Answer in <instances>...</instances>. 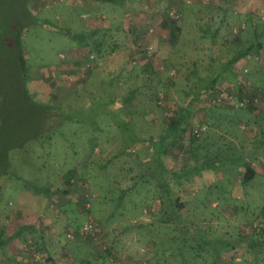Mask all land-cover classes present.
<instances>
[{
  "label": "rangeland",
  "instance_id": "374dc122",
  "mask_svg": "<svg viewBox=\"0 0 264 264\" xmlns=\"http://www.w3.org/2000/svg\"><path fill=\"white\" fill-rule=\"evenodd\" d=\"M3 1V22L9 23L12 32L13 28H24L20 51L9 48L3 53H10L15 64L20 53L30 72L24 83L29 98L37 105L49 106V113L61 116L43 125L32 119L15 137L19 148L9 154L13 177L0 179V239L11 237L18 228H30L25 230L23 239L0 247V264L177 263L169 252L174 247L166 251L168 244L160 242V238H170L172 232L169 230L163 236L155 224L161 211L157 194L162 193L158 180L163 172L180 178L176 197L184 204L192 223L211 231L213 236L240 241L239 247L224 255L225 264L233 259L235 263L264 264L262 245L255 250L259 254L257 261L245 247V242L257 243L264 238V174L243 187L237 176L244 171L242 161L250 155L253 158L254 152L264 159V142L261 147L253 146L257 139L255 122L264 125V114L254 116L257 111H264L263 101L246 112L227 101L213 103L191 97L193 128L204 127L195 136L193 144L198 150L193 155L186 151L177 160H158L152 147L142 143L165 136V123L190 100L185 97L187 92L194 91L202 79L214 76L218 70L216 88L232 95L233 101H238L239 91L242 97L253 93L257 100H264V48L253 49L230 72L221 69L227 58H233L240 47L246 48L255 42L256 34L264 32V18H234L232 25L236 27L232 31L237 32L226 36L222 30L213 56L209 35L203 34L202 38L194 24L174 37L169 30L159 29L158 23L171 21L167 17L171 12H179L182 23L187 9L185 5H176L180 13L169 9L168 0H161L160 5L149 9H157L166 20L157 14L155 19L150 17L145 22L144 37L136 43L134 58L130 59L125 49L118 53V62L112 69L119 73V78L112 87L105 82L110 78L106 75L109 68L95 70L91 60V65H86L87 70L90 68V80L86 79L83 86H69L70 82L61 74L68 68L62 63L69 61L68 50L74 46L68 33L81 31V16L84 10L92 11L89 6L68 4V0ZM122 1L115 0L118 8ZM258 1L262 3L236 1L232 9L249 15L254 8L264 15V0ZM123 2L122 6L128 4ZM216 4L217 1L206 8L203 4L201 8L206 15H212L207 19L205 16L203 24L213 30L222 21L213 17L218 13L222 16ZM252 20L258 28L252 26ZM150 27L154 29L152 34L148 33ZM6 38L10 36L4 31L0 39ZM120 42L126 47L129 41ZM147 45L154 47L156 53L149 70L141 73L135 68L141 62L136 57L139 54V59L147 61L140 49ZM160 45L166 49L162 50ZM185 163L186 170H180ZM194 163L210 169L194 171ZM70 174L74 178L68 185L66 179ZM14 175L21 179L16 180ZM38 187L46 189L51 197L35 194ZM87 193L97 199L91 203V216L93 224L100 226H96L98 242L80 235L88 217L82 207L89 204L85 202ZM149 207L155 212H149Z\"/></svg>",
  "mask_w": 264,
  "mask_h": 264
},
{
  "label": "trees",
  "instance_id": "16d2710c",
  "mask_svg": "<svg viewBox=\"0 0 264 264\" xmlns=\"http://www.w3.org/2000/svg\"><path fill=\"white\" fill-rule=\"evenodd\" d=\"M3 4L4 1L0 0V36L3 35L4 31H6L8 32L10 38H6L5 41L0 39V179L7 176L13 177L10 169L11 161L13 160L9 154L12 152V150L19 148V140L16 141L15 137L16 135L20 134V131L26 129V127L29 125L28 122L31 123V120L35 119V123L37 125H43L44 122H51L54 118H60L61 116V113L60 115L58 113H49V106L43 105L41 103L37 105L29 98L28 93L25 91L24 83L26 80H28L30 72L25 68L24 60L20 53L18 52L19 62L15 61L17 62L16 64L12 63L14 57L10 53H3L9 48L20 51V37L22 31L24 30V28H13L14 31L12 32L9 23L3 22L2 17H5L2 14L1 8ZM177 22H179V20L176 22L172 20L170 21V32L172 37L181 32V29H179V27H175L174 25ZM232 29L233 28L231 27L227 31L225 30V35L230 36ZM207 30V33H204L205 31L202 30L201 36L204 38L203 34L209 35L211 48H213L215 51L213 56H216V44L218 41L217 37L222 32V28L219 26L213 30L208 26ZM233 36H235L233 38L237 37L236 35ZM258 37L260 38L259 41L257 40ZM254 40L255 42L249 44L246 48L240 47L239 51L234 55L233 58H227L224 65H222L223 68L221 69L230 72L231 67L238 64L240 60L246 58L253 49L260 50L263 48L264 32L259 35L256 34ZM236 43L238 44V41ZM140 49L142 50L143 56L145 57L144 48ZM151 59L152 58H147L149 66L152 61ZM16 68L19 70H16ZM216 72L217 73H215L214 76L207 77V79H202V82L195 87L194 91L187 92L185 97L186 99L189 98L190 100L186 102L184 109L180 110L176 116L168 120L169 128H167L166 135L160 137V139L158 137L159 141L151 139L153 140L152 142L150 140L152 142V152L156 153L158 160L163 158L177 160L181 154H184L186 151H190L191 155H193L195 153L194 151L198 150V147L193 144L195 136L198 134V129L196 128L197 131H195V128H193L190 101L192 100L191 97L205 98L211 93H218L220 91V89L216 88V82L219 78L220 71L218 70ZM241 94V91H239L240 96L238 100L245 98L249 101V103L245 106L246 108L242 107L243 109L247 111L248 109L255 106L254 100L257 98L255 94H245L244 96L246 97H242ZM262 96H264V89L262 91ZM37 134L34 135V138L36 139ZM151 156L152 154L150 157ZM242 162H244V171H239L237 174L240 179L241 187L249 183L254 178V171L250 165L247 164L245 160ZM159 163L162 164L161 161ZM194 164L195 165L193 169L197 172L210 169V167L202 168L200 165L196 163ZM186 168L187 165L185 163L181 164L179 169L183 171L186 170ZM190 172L191 171H188V173ZM150 176L152 177V175ZM14 177L16 180L21 179L16 175H14ZM73 178L74 177L72 174L68 175L66 183L69 185ZM178 180H180V178H174L170 173L167 172H163L161 174V180H158V186L162 192L160 193L159 191L157 194L159 195L161 211L158 212V216L155 218V224L157 227H159V229H161L163 236L167 235L169 230L172 232L170 238H160V242L163 241L168 244L166 251H168L171 247H174V249L169 250V252H171V257L174 256L177 258V263L175 264H225L224 255L228 254L229 251L235 250L237 247H239V245H241L240 241H233L213 236L211 235V231L202 230L196 226V224L192 223L189 219V215L184 204L179 202V199L176 197L175 191L176 187L179 185ZM34 193L38 195H49L48 197H51L46 189L39 187L34 189ZM204 198L206 197L204 196ZM94 200L97 199L95 197L89 199V208L82 206L84 209L83 211L87 212L88 214L87 220L90 219L91 221L93 220V217L91 216L93 211L91 203ZM203 201L204 200L202 199V202ZM148 211L152 213L155 212L150 207L148 208ZM152 216L156 215L152 214ZM96 226L99 225L96 224ZM28 228L30 227L18 228L11 237L2 240L0 239V247H4L14 239H23L25 236V230ZM245 243L246 252L254 255L257 261L259 254L255 250L259 245H262L264 249V238H262L257 243L256 241H249ZM107 253L109 254V252ZM2 256H5V253H3ZM233 260H231V263L229 264H242V262L235 263Z\"/></svg>",
  "mask_w": 264,
  "mask_h": 264
},
{
  "label": "crops",
  "instance_id": "0c3cea01",
  "mask_svg": "<svg viewBox=\"0 0 264 264\" xmlns=\"http://www.w3.org/2000/svg\"><path fill=\"white\" fill-rule=\"evenodd\" d=\"M121 1V0H120ZM123 1H127L128 4L126 6H122L124 3ZM121 3V7L118 8L116 5L115 0H68L69 3H80L82 5L89 6V9L92 11H86L84 10V14L81 16V31L68 34L70 35L71 39L74 40V46L70 47L68 50L67 56L69 57V61H64V65H66L68 68L62 70L61 74L65 77V79L70 82L67 85L70 86V84H76L77 85H85L87 83V74L89 73V69L87 70L86 65L89 64V60L92 61L94 66L96 67L95 70H99L101 68L108 67L109 72L106 75H109V79H105L106 84L110 87H112L114 81L119 78V73L115 74L113 71V67L118 62L117 55L120 53V51H123L124 49L128 52V55H130V59L134 58L136 56V43L137 41L141 40L144 37V27L143 25L145 22H149L150 17H154L155 15L157 17V9L151 8L152 5H160L161 0H123ZM163 1V0H162ZM167 1V0H165ZM186 1V2H185ZM217 1L218 7L217 9L221 11L222 16L218 14H214L213 17H219L222 19L219 26L222 28L223 31H227L233 26V19L234 18H244L249 16V18L252 17H260L261 19L264 18V15L260 13H257V9L254 10L253 13L249 11V15L246 13L236 12L234 11L235 8L232 9L233 3L243 1L245 0H168L170 4L169 9H176V5L178 7L186 6V13L182 14V23H176L174 24L175 27H179L181 29L180 33L186 32L190 29V26L194 24V28H196L197 32L199 33L205 31V33L208 32L207 24H203V18L205 19L212 18V15L205 14L201 11V8H203V4L206 7H209V5H214V2ZM248 2H252V0H247ZM185 2V3H184ZM254 2H261L258 0H254ZM137 3H139V6H135ZM221 3V4H220ZM240 4V3H238ZM259 4V3H258ZM242 5V4H241ZM245 5V4H244ZM164 7L163 5H161ZM258 6V5H257ZM256 6V8H257ZM158 7V6H157ZM93 8L95 10H93ZM244 10V9H243ZM153 12V14L149 13ZM190 12V13H189ZM181 13V11H180ZM189 13V14H188ZM158 16H161L160 14ZM148 17V18H147ZM163 20L165 19V16H161ZM144 18H147V21H143ZM131 21V23L128 24V21ZM188 22V23H187ZM253 22V20H252ZM158 23V22H157ZM164 23V22H163ZM158 23L159 29H165L171 31V23H165L163 24ZM254 23V22H253ZM173 25V24H172ZM218 26V27H219ZM244 26H242V29H244ZM254 28H258L259 25L254 23L252 25ZM187 27L189 29H187ZM228 27V28H227ZM127 28V29H126ZM239 28V27H238ZM126 29V30H125ZM124 32V33H123ZM123 34V35H122ZM171 34V33H170ZM176 34V33H175ZM179 34V33H177ZM122 35V38L119 39V37ZM127 39L129 42L126 44L125 47L120 40ZM164 45H160V48L163 50ZM169 48V47H168ZM264 48V46H263ZM166 49V48H165ZM170 49V48H169ZM262 49V48H261ZM168 50V49H167ZM161 52V51H160ZM136 57L138 61L140 60L135 68L138 70V72L145 73V71H148L150 66L148 61L145 62L144 58L139 59V54ZM60 58L63 57V55L59 56ZM142 57V56H141ZM92 58V59H91ZM130 62V60H129ZM129 66V63H128ZM57 67V65L55 66ZM130 67V66H129ZM57 70V69H56ZM68 77V78H67ZM83 77L84 80H81ZM81 78V79H79ZM87 79V80H86ZM81 80V81H80ZM106 85V86H107ZM264 110V109H263ZM248 112V111H246ZM264 112V111H263ZM263 112L257 111V113L254 114L256 118L263 116ZM255 127L253 128L257 132V139L254 140L253 146L255 147H261L262 143L264 142V125L260 124L259 122H255ZM166 128H169V124L165 123ZM259 133V135H258ZM262 136V137H261ZM160 139V137H159ZM159 139H155L159 141ZM143 140V144H148L150 147L153 140ZM245 148V147H244ZM254 157L246 158L247 164L250 165L252 170L254 171V178L256 176H261L264 174V159L262 157V154L255 153ZM163 160V159H162ZM253 178V179H254ZM252 181V180H251Z\"/></svg>",
  "mask_w": 264,
  "mask_h": 264
},
{
  "label": "built area",
  "instance_id": "2783aa9c",
  "mask_svg": "<svg viewBox=\"0 0 264 264\" xmlns=\"http://www.w3.org/2000/svg\"><path fill=\"white\" fill-rule=\"evenodd\" d=\"M180 14L177 13V12H171V13H168L167 17L172 20V21H178L179 20V17ZM154 31L153 28H149L148 29V33L149 34H152V32ZM237 31L236 30H233L232 33L235 34ZM144 48V51H145V57L146 58H154V55L156 53V50L154 47H152L151 45H147ZM205 99L208 101V102H230L234 104V106L236 108H242V107H245L249 101L245 98H243L242 100H238L237 102L233 101V96L224 92V91H219L218 93H211L209 96L205 97ZM264 102V100H257L255 99L254 100V105L257 104V102ZM204 130V127H201L198 132L200 131H203ZM195 131H197L195 129ZM90 198H94L91 194L87 193L86 196H85V202H89V199ZM86 208H89V204L86 205ZM80 235H88L92 238L93 241H97L99 239V231L98 229L96 228V226L93 224V222L89 219L87 220L86 222L83 223V226H81L80 228Z\"/></svg>",
  "mask_w": 264,
  "mask_h": 264
}]
</instances>
